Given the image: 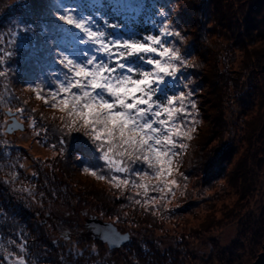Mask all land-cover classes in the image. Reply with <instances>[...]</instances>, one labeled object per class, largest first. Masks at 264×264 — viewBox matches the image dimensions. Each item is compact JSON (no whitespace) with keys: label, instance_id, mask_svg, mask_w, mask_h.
<instances>
[{"label":"trees","instance_id":"1","mask_svg":"<svg viewBox=\"0 0 264 264\" xmlns=\"http://www.w3.org/2000/svg\"><path fill=\"white\" fill-rule=\"evenodd\" d=\"M60 2L78 6L100 24L101 15L113 22L118 17L138 33L156 31L155 14L161 8L167 10L170 21L175 20L184 34L183 43L177 44L192 65L181 79L193 91L200 120L181 159L180 171L188 176L187 194L178 195L159 215H153L154 208L134 202L141 199L134 189L122 192L85 173L91 164H102L93 160L98 154L87 137L65 134L60 147L62 114L38 99L33 90L55 67L45 57L48 38L41 30L54 22L57 0H18L0 16L2 39H13V19L37 31L34 39L21 33L15 45L5 44L14 54L8 61V76L0 78V161L9 158L10 150L20 148L3 136L24 131V119L31 120L39 131L38 139L56 145L61 156L50 161L56 170L51 176L38 170L43 181L37 180L35 194L23 188L28 175L19 162L6 170L0 165V264H13L20 243L26 245L22 253L26 264H186L198 255L205 256L201 264H251L264 240V0H120L116 9L110 6L117 0ZM10 109L16 114L8 115ZM18 109H23L21 115ZM13 117L20 127L9 133ZM231 122L236 123L235 130ZM236 130L235 140L230 136ZM81 174L91 183L82 181ZM70 186L96 208L94 214L80 218L82 227L52 207L56 202L71 204ZM33 201L41 207L33 209ZM47 212L54 217V225L43 220L41 215ZM89 217L112 221L129 232V239L118 248H109L93 237ZM201 217L206 219L200 221ZM233 222L235 236L221 246L215 231ZM164 227L171 228V235L156 234L166 232ZM58 231L64 232V239L52 238ZM210 235L215 239L213 253L206 254L197 242L208 244ZM74 238L98 249L86 257L76 248H65ZM163 239L169 243L163 244Z\"/></svg>","mask_w":264,"mask_h":264},{"label":"snow or ice","instance_id":"2","mask_svg":"<svg viewBox=\"0 0 264 264\" xmlns=\"http://www.w3.org/2000/svg\"><path fill=\"white\" fill-rule=\"evenodd\" d=\"M57 5L54 22L41 30L48 38L45 57L55 67L33 90L62 114L58 144L63 148L65 134L87 137L98 154L93 160L102 164H91L85 173L122 192L134 189L141 197L134 202L159 215L187 194L181 159L200 123L193 91L181 79L192 66L177 44L184 34L164 8L155 14L156 31L138 33L118 17L113 22L101 15L100 24L78 6L60 0ZM120 6L117 0L110 7ZM15 25L13 39L0 44V78L8 76L14 54L4 45H15L21 33L34 39L37 31L31 24ZM19 127L13 122L8 131ZM104 239L120 237L108 229ZM26 251L20 243L14 264H26Z\"/></svg>","mask_w":264,"mask_h":264},{"label":"rangeland","instance_id":"3","mask_svg":"<svg viewBox=\"0 0 264 264\" xmlns=\"http://www.w3.org/2000/svg\"><path fill=\"white\" fill-rule=\"evenodd\" d=\"M17 1L18 0H0V16ZM13 21H14V25H13V28H14L16 26L15 22L17 20L13 19ZM3 33H5V32H3ZM3 33H2V35H0V40L3 41V43H4L5 41L2 39ZM8 36H10V35H8ZM0 44H2V43L0 42ZM4 46H6V45H4ZM0 88H3V87H1V79H0ZM2 98H3V96L0 92V99H2ZM21 114L22 113H20V115ZM53 115H55V114H53ZM233 118H234V114L230 115V119H233ZM24 122H25L24 123V125H25L24 131L13 133V134H5L3 136L6 141L11 142V143L16 144V145H20L19 146L20 148L14 149L12 151L10 150L11 154H10L9 158H4L3 160H1L0 165L2 167V170H6V169H10L11 163L19 162V166L21 167V169L28 175V182L25 185H23V188L29 189L28 191L35 194V191H36L35 187L37 186L38 181H39V183H41L43 181L42 179H39V173H42V172L39 171V173H38V170L43 169V171L45 173H47L49 176H51V173L56 171V170L52 167L50 161L53 160L57 156H61V153H58L55 150V148H53V145L45 142L44 138L39 137V139H38L37 135L39 134V131L37 129H35V124L31 120L25 121V119H24ZM231 125H232V129H234V127L236 126V123L231 122ZM230 137L234 138L236 140L237 130H236V133L232 134ZM79 177H82V181L91 183L90 179L88 177H86L85 175L81 174ZM261 180H262L263 185H264V172H263ZM99 184L101 186L103 185L101 183H99ZM71 189L73 190L74 194L70 195V197H69V200L71 202L70 205H66V204H64V202H56L54 205H52V207L55 209V211L58 214L61 213L65 216H68L70 218L71 223L75 224V223L79 222L80 223L79 227H82V224H81L82 220L80 221V218L83 216V214L84 215L85 214L86 215L94 214V211L96 210V208H95L94 203L91 200L87 199V197L84 198L85 196H82L79 193H75L76 189H74L72 187H71ZM38 200L39 199L36 198L37 202H38ZM41 200H44V198ZM37 202H35V201L32 202V203H34V205L32 206L33 209H35L37 207L38 208L41 207L40 204ZM38 211H39V209H38ZM41 216L43 217V220H45V221L48 220L49 225L50 224L54 225V217L52 216V214H50V216H49V213L48 214L45 213ZM205 219H206V217H201L199 220L202 221ZM164 230H166V232H159L158 231L156 234H170L171 235V228L164 227L163 231ZM215 232L216 233L214 235H215V238L218 240L219 244L221 246H225L234 238L235 233H236V224H235V222L230 223V224L227 223L224 226L218 228V230H216ZM53 234H54V236L52 238H57L59 240V238H61V237L63 238V236L61 234H64V232L58 231V232H54ZM207 240H208V244H206V245L200 241H198L197 244L202 248L204 253L209 254L213 249V243H214L215 239L212 235H210V236H208ZM162 242H163V244H168L169 240L163 239ZM68 247L76 248L78 253L79 252L81 254L83 253V255L86 257L89 256V253H91V251L94 252L98 249L95 245L89 243L88 241H82V240L78 241L77 238H74L72 241H69L68 246H65V248L68 249ZM211 253H213V251ZM203 257H205V256L204 255H198V258H196V259H187L186 264H201ZM12 263L14 264V260L12 261Z\"/></svg>","mask_w":264,"mask_h":264},{"label":"water","instance_id":"4","mask_svg":"<svg viewBox=\"0 0 264 264\" xmlns=\"http://www.w3.org/2000/svg\"><path fill=\"white\" fill-rule=\"evenodd\" d=\"M6 113L8 115H14L15 114L14 112H11V114H9V110H7ZM15 121L16 120L13 117L12 121L9 124V127ZM12 131H8V132L11 133ZM87 223L91 227L93 237L98 238L100 241L105 243L109 248H118L124 242H126L129 239V232L128 231H121L112 221L102 220V219L97 218V217H89L87 219ZM108 229H111L112 232H114L118 237H120V239H117L114 241L113 240H105L104 234L108 231ZM251 264H264V240H263L261 251L257 254L256 258L253 260V262Z\"/></svg>","mask_w":264,"mask_h":264}]
</instances>
